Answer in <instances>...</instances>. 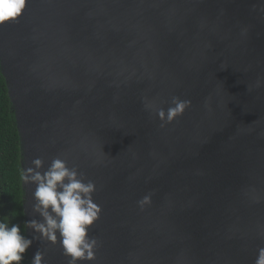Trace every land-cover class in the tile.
I'll return each mask as SVG.
<instances>
[{
  "label": "water",
  "instance_id": "water-1",
  "mask_svg": "<svg viewBox=\"0 0 264 264\" xmlns=\"http://www.w3.org/2000/svg\"><path fill=\"white\" fill-rule=\"evenodd\" d=\"M0 66L23 171L60 157L96 184L99 247L81 264H255L264 0H28L0 26ZM173 97L191 106L162 127ZM22 186L25 221L40 220ZM38 250L69 264L59 236L33 240L31 264Z\"/></svg>",
  "mask_w": 264,
  "mask_h": 264
},
{
  "label": "clouds",
  "instance_id": "clouds-1",
  "mask_svg": "<svg viewBox=\"0 0 264 264\" xmlns=\"http://www.w3.org/2000/svg\"><path fill=\"white\" fill-rule=\"evenodd\" d=\"M27 4L28 0H0V26L18 21ZM190 106V100L173 97L166 111L163 108L155 111L163 127L165 123H173ZM151 107L146 104V108ZM32 165L22 172L21 179L25 184L35 185L33 211L41 219L25 222L27 229L34 230L32 239L22 234L19 224L10 225L7 218L0 219V264H22L33 240L55 245L58 236L69 264L95 261L99 242L90 232L102 211L94 201L95 182L77 168L69 167L60 157L54 158L47 170H42V159H34ZM150 202L151 196L145 195L137 203L143 209ZM43 261L44 254L38 250L32 257V264H43ZM255 264H264V248L258 249Z\"/></svg>",
  "mask_w": 264,
  "mask_h": 264
},
{
  "label": "trees",
  "instance_id": "trees-1",
  "mask_svg": "<svg viewBox=\"0 0 264 264\" xmlns=\"http://www.w3.org/2000/svg\"><path fill=\"white\" fill-rule=\"evenodd\" d=\"M21 143L8 86L0 66V219L19 224L26 236ZM22 264H31L29 251Z\"/></svg>",
  "mask_w": 264,
  "mask_h": 264
}]
</instances>
